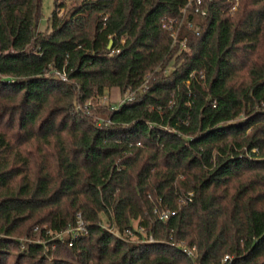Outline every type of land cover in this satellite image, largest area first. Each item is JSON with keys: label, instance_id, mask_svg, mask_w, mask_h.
Returning a JSON list of instances; mask_svg holds the SVG:
<instances>
[{"label": "trees", "instance_id": "16d2710c", "mask_svg": "<svg viewBox=\"0 0 264 264\" xmlns=\"http://www.w3.org/2000/svg\"><path fill=\"white\" fill-rule=\"evenodd\" d=\"M186 3L0 0V264H264V0Z\"/></svg>", "mask_w": 264, "mask_h": 264}, {"label": "rangeland", "instance_id": "374dc122", "mask_svg": "<svg viewBox=\"0 0 264 264\" xmlns=\"http://www.w3.org/2000/svg\"><path fill=\"white\" fill-rule=\"evenodd\" d=\"M81 1L82 0H56L54 4V0H42V9H41L42 17L38 26L39 30L44 31L46 29L48 18L50 17L53 9L55 10L57 17H64L68 9H70L72 6L76 4H79ZM112 45H113V41L111 44V49H112ZM181 49H183L182 46ZM129 96H133V94L130 92L121 94L118 89L112 88L105 90L101 98H95L93 101L99 106L115 107L118 106L122 101L126 100L127 97ZM253 152H256V149H254ZM140 233L143 234V232L141 231ZM127 236L130 240L136 239L135 235H133L132 233L128 234ZM184 247L192 251V255H196V252L194 254V251L192 249H190L187 246Z\"/></svg>", "mask_w": 264, "mask_h": 264}, {"label": "built area", "instance_id": "2783aa9c", "mask_svg": "<svg viewBox=\"0 0 264 264\" xmlns=\"http://www.w3.org/2000/svg\"><path fill=\"white\" fill-rule=\"evenodd\" d=\"M237 1L238 0H235V4H234L233 8L231 9L232 11H235L236 10ZM200 6H201V0H187V3L185 5V7L183 8L182 12L185 14L188 10H192L193 9L194 13L197 14V13L200 12ZM201 13L204 14L205 12L204 11H201ZM188 27L191 28L192 27V24H188ZM162 28L163 29H167V30H171V26L168 25L167 22H165V21H163V23H162ZM171 37L175 40L176 39V32H172L171 33ZM181 46H182V48H184L183 44ZM56 74L62 80H65V74H64V72L56 73ZM132 98H133V96H129V97H127L126 100H132ZM168 216H169V213L166 212V211H164V212L160 213L159 218L161 220H166V219H168ZM76 231H83L82 222L80 220L78 221V225H77ZM140 231L143 232L142 229H140ZM127 234H131V233L130 232H127ZM149 240H152V238L150 237ZM190 249H192L194 251V254H195V252H196L195 248L194 247H191ZM183 250L190 257H194L195 256V255H192V251L186 249L185 247H184Z\"/></svg>", "mask_w": 264, "mask_h": 264}, {"label": "water", "instance_id": "95a60500", "mask_svg": "<svg viewBox=\"0 0 264 264\" xmlns=\"http://www.w3.org/2000/svg\"><path fill=\"white\" fill-rule=\"evenodd\" d=\"M111 44H112V41L110 40L108 45H107V50H110L111 49Z\"/></svg>", "mask_w": 264, "mask_h": 264}]
</instances>
